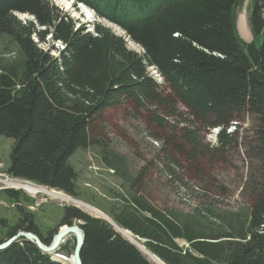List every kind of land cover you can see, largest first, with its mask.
<instances>
[{
  "label": "trees",
  "instance_id": "1",
  "mask_svg": "<svg viewBox=\"0 0 264 264\" xmlns=\"http://www.w3.org/2000/svg\"><path fill=\"white\" fill-rule=\"evenodd\" d=\"M79 3L121 26L144 52L131 50L105 24L96 23L93 33L76 28L75 20L50 0H0V34L9 36L23 56L17 67L0 65V135L15 140L8 173L76 195L78 174L71 157L94 145L90 129L99 131L98 120L107 110L129 101L149 110L150 122L163 132L172 129L170 137H156L174 166L171 175L179 170V155L193 166L213 159L204 141L213 129H220L218 144L208 142L221 158L238 145L239 129L247 125L252 136L242 187L249 199L245 212L227 213L221 225L209 220L207 226L199 209L160 213L141 191H131L144 176L139 172L130 178L134 195L125 197L128 207L116 221L146 239L147 249L166 264H264V0H253L251 43L236 28L242 0H75ZM16 12L31 14L38 25ZM50 35L63 44V49L53 47L58 56L39 45ZM152 67L161 83L150 74ZM233 124L236 130L230 133ZM76 220L85 232L83 264H152L105 220L63 207L60 225ZM34 221V214L22 209L10 230L40 236ZM40 237L50 244L52 232ZM75 245L74 237L68 238L59 252L72 255ZM0 264L62 263L21 240L0 250Z\"/></svg>",
  "mask_w": 264,
  "mask_h": 264
},
{
  "label": "rangeland",
  "instance_id": "2",
  "mask_svg": "<svg viewBox=\"0 0 264 264\" xmlns=\"http://www.w3.org/2000/svg\"><path fill=\"white\" fill-rule=\"evenodd\" d=\"M50 1L60 12L75 20L76 28L82 26L89 31L94 29L96 23H104L111 29H116L114 28L116 25L106 19L97 16L94 17L97 19L91 20L89 17H85L80 5L70 6V10L66 5L65 9L52 0ZM251 5L252 0H244L237 9L238 29V20H240L241 14H246L247 19L245 21L246 23L248 21L247 27L248 30L250 29V34L245 38L241 31L240 33L248 42L253 40L250 25L248 26ZM28 18H21V20L25 22ZM126 42L131 50L140 54L144 52L140 45H138V49H133L127 40ZM39 45L44 51L56 56L59 53L53 47L63 49V44L54 42L51 35L47 37L46 42L39 43ZM22 61L23 56L19 46L9 36L0 34V65L17 67ZM151 116L150 111L147 109H136L134 101L107 110L98 120L99 131H95L93 127V129H90V137L94 145L86 149H78L70 159L71 165L78 174L76 181L77 194L72 196L101 210L120 226L121 224L116 221V217L121 215L124 209L128 207L125 197L126 199L132 198V195H134L132 192L138 193L140 191L148 198V204L160 213L165 211L171 215H179V213L193 214L194 209L201 210L200 219L205 220L202 226L209 225L208 223H211L209 220L213 221L214 225H221L222 215L245 212L249 199L246 195H243L242 187L248 178L250 161L247 157V151L252 136V131L246 128L247 125L239 129L237 135L238 145L236 144L233 149L224 150L221 158L208 142L209 138L213 143L217 141L215 139L216 131L210 133L207 138V135H205L204 141L210 145V150L214 152L213 159L206 157L204 162L195 163L193 166L190 162H185V159L179 155L177 159L178 163H181L179 164V170L176 174L171 175L170 169H173L174 166L169 162L168 152L163 150V143L156 137L160 135L161 137H170L172 129L163 132L158 126L150 122ZM249 119L252 123V118L249 117ZM100 143L109 146L107 154L101 149L103 145L100 146ZM14 145V139L0 135V178L7 179L9 177L18 182L39 184L28 179L14 177L8 173ZM105 155L108 157L107 160ZM119 156L123 158L122 161H119ZM113 161H115V164L112 163ZM167 165L169 166L167 167ZM139 172H144V176L130 192L129 188L132 185L130 178L135 177ZM185 181L189 187L183 185ZM44 187L49 188V186ZM7 191L17 192L18 195L14 194L15 197H13ZM65 206L72 205L40 195L34 196L0 181V244L20 232L12 234L10 228L20 219L22 209H29L34 214V222L37 224L40 236L47 238L52 232V241L53 237L63 227L60 225V220L62 209ZM88 214L105 220L99 215ZM203 214L207 215L209 219L205 216L202 218ZM108 223L117 231L113 223ZM70 238L72 239V237ZM178 242L184 247L188 246L184 240H178ZM146 248H148L147 245ZM59 253L69 260L73 255H68L62 251ZM141 253L143 254V251ZM143 255L148 259L145 254Z\"/></svg>",
  "mask_w": 264,
  "mask_h": 264
},
{
  "label": "bare ground",
  "instance_id": "3",
  "mask_svg": "<svg viewBox=\"0 0 264 264\" xmlns=\"http://www.w3.org/2000/svg\"><path fill=\"white\" fill-rule=\"evenodd\" d=\"M53 2H55V3H57L58 4V6H63L65 9H66V6H68L69 7V9H70V6H73V5H75V0H66L67 2H69V3H67L66 1H64V0H52ZM71 2V3H70ZM66 5V6H65ZM78 5H80L81 6V11L83 12V14L85 13V17L87 16V17H89V19H91V20H93V19H97V18H94V17H97L98 15L96 14V12L93 10V9H91L90 7H88V6H86L85 4H83V3H79ZM60 6V7H61ZM72 8V7H71ZM68 9V8H67ZM71 10V9H70ZM80 11V12H81ZM20 19L21 18H25V17H29L28 19H26V20H32L35 24H37V20L35 19V17L34 16H32L31 14H26V13H20V12H16L15 13ZM77 15V14H76ZM31 17H33V18H31ZM247 19V17H246V14L245 13H242L241 14V18H240V20H239V29H240V31H241V33H242V35H243V37H245V38H247L248 36H249V34H250V32H249V30H248V27H247V23H246V20ZM94 22H95V20H94ZM104 24V23H103ZM38 25V24H37ZM106 25V24H105ZM107 26V25H106ZM107 27H109V26H107ZM111 28V27H110ZM114 28H116L115 30H113L118 36H122V37H124L127 41H128V43H129V45H130V47L131 48H133V49H138V44L137 43H135L130 37H128L127 35H126V33L124 32V34H123V31H122V28L121 27H119V26H117L116 25V27L114 26ZM89 32H94V29H92V30H89ZM38 38H35V41L36 42H38L39 40H37ZM137 52V51H136ZM139 53V52H138ZM150 74L152 75V77L154 78V79H156L158 82H162V77H161V75H160V73H158V71L156 70V69H154L153 67L152 68H150ZM163 84V83H162ZM236 130V124H233L231 127H229L228 129H227V131L228 132H230V133H233L234 131ZM214 131H216V134H215V139H217V135H218V133H219V131H220V129L219 128H215V129H213L212 131H211V133L212 132H214ZM216 144H218V142L217 141H215L214 143H212V145H216ZM19 180H21V179H19ZM0 181L1 182H3V183H5V184H7L8 186H11V187H15L16 189H21V190H23V191H25V192H27V193H29V194H32V195H34V196H42V197H48V198H50V199H56V200H59V201H62V202H66V203H69V204H71L72 206H74V207H76V208H78L77 206H79L80 208H78V209H80V210H84L83 212H88V213H90V214H94V215H99V216H101V217H105V218H107L110 222H112L115 226H116V230L125 238V239H129L128 241L129 242H131L133 245H135L141 252L143 251V253L148 257V260L152 263V264H166L164 261H162L160 258H158L155 254H153L149 249H147L146 248V246L144 245V242H145V240L144 239H141V237H139V236H136V235H134L131 231H129V230H127V229H125V228H123V227H121V226H119L118 224H116L113 220H111V218L108 216V215H106V214H104L103 212H101V210H98L97 208H95V207H93L92 205H90V204H88V203H86V202H84V201H82V200H80V199H77L76 197H74V196H71V195H68V194H66V193H63V192H61V191H57V190H52V189H50V188H47V187H44V186H38V184L37 185H34V184H32V183H26V182H23V181H15V180H12L11 178H9V177H7V179H1L0 178ZM85 212V213H86ZM87 213V214H88ZM77 221V220H76ZM74 224V223H73ZM65 225H68V224H63V225H61V226H65ZM21 231H23V230H21ZM40 237V236H39ZM71 237H74V236H71ZM70 238V237H69ZM17 239H26V238H24V237H19V238H17ZM68 239V238H67ZM143 242V243H142ZM16 243V242H15ZM64 243V242H63ZM46 246H49V244H46V243H44ZM182 245V244H181ZM184 245V244H183ZM76 246V245H75ZM38 248V247H37ZM4 249H6V248H2V249H0V250H4ZM39 249V248H38ZM60 251V250H59ZM59 251H58V253H59ZM43 253V252H42ZM44 254H46V253H44ZM48 255V254H47ZM54 256V259H52V257ZM52 255H50L51 256V259L52 260H54V261H56V262H60V261H57V260H61L62 262H60V263H62V264H73V261H72V258L69 260V259H67L65 256H64V258H59L58 256H57V254H52ZM59 255H62V254H60L59 253ZM63 256V255H62ZM67 261H69V262H67Z\"/></svg>",
  "mask_w": 264,
  "mask_h": 264
},
{
  "label": "water",
  "instance_id": "4",
  "mask_svg": "<svg viewBox=\"0 0 264 264\" xmlns=\"http://www.w3.org/2000/svg\"><path fill=\"white\" fill-rule=\"evenodd\" d=\"M80 208L79 206H77ZM103 218V217H102ZM105 220L110 222L107 218L104 217ZM112 223V222H110ZM71 236H74V239L76 241V246L74 253L72 255V261L73 264H83L82 258H81V251L85 242V232L82 228V222L81 221H75L72 225H65L62 227V229L53 237V240L49 244V246H46L44 244V241L41 237H39L38 234L32 231H20L14 236H12L9 240L6 242L0 244V249L2 248H8L12 244L18 241H27L39 248V250L43 253H46L48 255L57 254L59 258H64V256L59 255L58 251L60 249V246L65 240ZM19 237H24L26 239H17ZM129 240V239H127ZM144 254V253H143ZM53 256V255H52ZM54 259V256L52 257ZM62 262L61 260H57ZM69 262V261H67Z\"/></svg>",
  "mask_w": 264,
  "mask_h": 264
}]
</instances>
